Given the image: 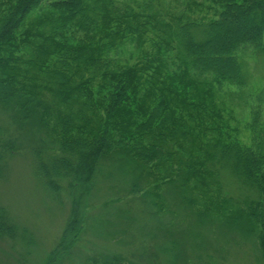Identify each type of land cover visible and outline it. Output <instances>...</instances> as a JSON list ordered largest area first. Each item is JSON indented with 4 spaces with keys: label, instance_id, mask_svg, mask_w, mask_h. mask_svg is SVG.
Wrapping results in <instances>:
<instances>
[{
    "label": "trees",
    "instance_id": "trees-1",
    "mask_svg": "<svg viewBox=\"0 0 264 264\" xmlns=\"http://www.w3.org/2000/svg\"><path fill=\"white\" fill-rule=\"evenodd\" d=\"M156 1L0 0V175L31 155L36 180L71 207L44 264H132L91 248L88 232L190 264L178 259L190 244L175 247V226L185 243L204 247L213 232L224 245L229 232L264 257V80L254 93L246 62L264 63V0H222L207 23L166 20ZM145 15L156 49L115 64L128 43L145 44ZM252 102L253 147L225 143L218 112ZM18 230L0 207L1 240Z\"/></svg>",
    "mask_w": 264,
    "mask_h": 264
},
{
    "label": "rangeland",
    "instance_id": "rangeland-1",
    "mask_svg": "<svg viewBox=\"0 0 264 264\" xmlns=\"http://www.w3.org/2000/svg\"><path fill=\"white\" fill-rule=\"evenodd\" d=\"M154 6L158 8L154 7L153 9L158 11L159 16L162 14L166 20L186 16L191 21L207 23L218 19L219 14L222 12L223 3L222 0H158ZM135 12L142 13V10L135 9ZM152 13V10H150L148 14ZM148 16L142 17L144 22H142L139 30L140 33H144L143 41L145 44L139 47L132 44V42L128 43L124 47L125 54L121 55L120 58L111 55L115 64H118L117 60L121 62L127 60V53L129 51L136 52L138 48H142L146 56H151L154 52L158 37L156 36L155 26L145 27ZM233 23L239 25L240 22L234 21ZM140 33L136 35V38L139 37ZM254 58L249 56L246 62H248L250 69L255 73L252 90L257 93L263 86L264 63L258 62ZM255 107L257 106L252 102L246 108L231 110L224 106L218 112L220 116L219 126H221L220 133L225 129L226 136L223 138L225 143L239 142L244 148L253 147L249 125L251 124L252 112ZM261 110L263 112L261 120L264 122V107ZM0 124L5 125L6 123H3L0 119ZM101 187H105V185ZM101 187H99L100 190L97 192V198L102 197L103 191ZM230 189L235 190L233 187ZM50 194L34 176V161L31 155L18 154L11 158L9 162H6V168L0 175V207L7 211L10 219L19 230L18 237L14 238L16 240H1L0 238V264H44L46 262L48 256L56 247L71 212L67 196H63L60 203L58 200H54ZM97 198L92 206H96L99 203L100 199ZM97 212L98 209H93L92 214L95 215ZM92 214L88 215L89 225L92 222ZM190 225L192 226L189 227L187 225L186 227L188 228L186 229L196 232V234H203L202 227L197 228L191 223ZM177 229L176 226L170 228L176 234L177 240L173 239L179 243L175 247H181L182 242H184L183 245L190 244L188 249H186L189 257L184 258L186 255L184 247V256L181 254L178 258L180 263H183L185 259H190V264H264V257L259 251V246L254 241L253 243L245 240L240 241L238 239L240 237H235L226 232L225 236L228 237L229 242L228 244L220 245V242H215L216 239L213 235H216V233L211 232L212 238L203 247L200 242L196 243L198 241L185 243L187 240H182V238L186 237V235H181ZM214 230L217 231L220 241V237L225 238L221 233L222 230ZM166 236H161V244H165V240L168 239ZM85 238L88 242H95L97 248L105 251L104 253L109 252V255H119L127 263L130 262L132 264H155L154 261L156 259H159V263L163 261V264H171V262L168 263L169 256L175 253H168V259H164V256H159L161 254H155V250L147 248V250H139L136 245L127 247L130 240L125 241L124 239L127 243L126 245L123 241L118 245H114L105 241L93 240L90 232L85 235ZM90 242L88 245H91Z\"/></svg>",
    "mask_w": 264,
    "mask_h": 264
}]
</instances>
